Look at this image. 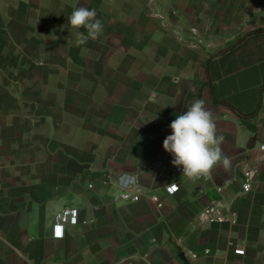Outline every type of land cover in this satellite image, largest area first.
Here are the masks:
<instances>
[{
	"label": "crops",
	"instance_id": "obj_1",
	"mask_svg": "<svg viewBox=\"0 0 264 264\" xmlns=\"http://www.w3.org/2000/svg\"><path fill=\"white\" fill-rule=\"evenodd\" d=\"M80 6L96 10L104 32L78 46L67 17ZM193 28L213 47L182 42ZM0 32V50L33 69L28 79L41 48L49 89L69 96L68 113L49 122L42 162L0 170V264H183L186 252L199 257L191 264H264V0H0ZM196 99L213 113L229 163L191 182L163 141ZM163 159L169 180L152 173ZM245 166L257 169L250 193ZM126 173L139 176L141 202L113 200ZM172 183L180 190L169 196ZM218 199L233 204L237 224L199 225ZM66 208L80 223L59 239Z\"/></svg>",
	"mask_w": 264,
	"mask_h": 264
},
{
	"label": "rangeland",
	"instance_id": "obj_2",
	"mask_svg": "<svg viewBox=\"0 0 264 264\" xmlns=\"http://www.w3.org/2000/svg\"><path fill=\"white\" fill-rule=\"evenodd\" d=\"M42 34L36 33L38 46L44 44L39 43ZM38 52L41 55L35 64L36 78L31 80L27 71L33 69L22 63L23 59L15 50H0V94L1 90L4 91L0 96V121L3 122L0 124V170L41 163L47 146L45 137L49 135V122L68 113L69 96L62 101L49 89L50 81L44 77L47 60L41 48L36 49Z\"/></svg>",
	"mask_w": 264,
	"mask_h": 264
},
{
	"label": "clouds",
	"instance_id": "obj_3",
	"mask_svg": "<svg viewBox=\"0 0 264 264\" xmlns=\"http://www.w3.org/2000/svg\"><path fill=\"white\" fill-rule=\"evenodd\" d=\"M67 19L70 27L77 30L78 46L98 40L104 32V24L97 18L95 9L77 7ZM170 128L172 132L164 139L163 149L172 155L171 163L182 168V175L188 181L207 179L217 165L229 163L221 148L224 137L217 135L213 113L207 109L205 100H194L186 111L176 116ZM137 182L135 174L119 177V185L125 189L132 188Z\"/></svg>",
	"mask_w": 264,
	"mask_h": 264
},
{
	"label": "built area",
	"instance_id": "obj_4",
	"mask_svg": "<svg viewBox=\"0 0 264 264\" xmlns=\"http://www.w3.org/2000/svg\"><path fill=\"white\" fill-rule=\"evenodd\" d=\"M161 19H165L164 16H158ZM182 42H187L193 48H198L201 46H205L206 48L213 47L212 43H206L199 33V31L195 28L191 29L189 38H186L184 35L179 37ZM260 151L263 153L260 161L264 162V144L260 146ZM172 157V155L168 152L165 154V159ZM160 160L154 166L152 173L158 177L159 179L169 180L170 175L168 174L169 166L166 163V160ZM244 170V183H243V191L244 193H250L253 189L254 181L257 177V169L254 167L245 166ZM177 173L182 172V168L176 169ZM137 176V175H136ZM138 182L135 186L130 189H125L118 185L119 193L115 192V196L113 200L115 202H126V203H138L141 202L143 197V192L141 190L139 176ZM104 186H109L110 188L115 185L111 181H104ZM94 184L90 185L89 188L93 189ZM180 187L178 184H170L166 187V193L169 196H173L178 193ZM219 194L223 193V188L217 189ZM152 200L157 206L162 207V203L159 202V198L156 196L152 197ZM197 221L199 225H224V224H232L236 225L238 222L237 213L233 209V204L224 201L223 199H218L214 201L211 205L206 207L203 211H201L197 216ZM80 223V213L79 210L74 208H66L62 212H60L55 218L54 224V233L55 237L62 239L65 236V228L66 226H76ZM86 223V222H85ZM235 254L240 257L246 256V249L244 246H237L235 250ZM185 257L192 263L199 259L197 254L192 252H186Z\"/></svg>",
	"mask_w": 264,
	"mask_h": 264
},
{
	"label": "water",
	"instance_id": "obj_5",
	"mask_svg": "<svg viewBox=\"0 0 264 264\" xmlns=\"http://www.w3.org/2000/svg\"><path fill=\"white\" fill-rule=\"evenodd\" d=\"M225 51H222L221 53H218L217 55H215L216 57L221 55L222 53H224ZM180 259L182 261L183 264H191L190 261L185 257V254H181L180 255Z\"/></svg>",
	"mask_w": 264,
	"mask_h": 264
}]
</instances>
